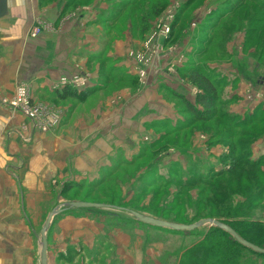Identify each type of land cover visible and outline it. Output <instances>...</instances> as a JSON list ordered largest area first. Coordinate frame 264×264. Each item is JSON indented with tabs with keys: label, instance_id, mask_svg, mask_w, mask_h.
<instances>
[{
	"label": "crops",
	"instance_id": "1",
	"mask_svg": "<svg viewBox=\"0 0 264 264\" xmlns=\"http://www.w3.org/2000/svg\"><path fill=\"white\" fill-rule=\"evenodd\" d=\"M77 4L82 3L60 0L41 7L39 0H8V15L0 21L1 264H37L41 244L33 241V232L60 208L63 186L75 179L97 181L125 150L122 146L132 148L129 140L134 142V135L143 131L141 124L153 118L157 107L151 90L157 88L155 78H160V72L153 85L149 80L152 86L147 83L139 91V76L129 58L130 52L142 48L146 25H137L139 35L129 23L122 38L112 39L111 32L104 36V27L116 25L117 20L100 21L97 15L104 6L76 8ZM36 26L42 33L32 38L30 31ZM113 69L123 72L117 80ZM78 74L91 79L92 93L86 99L80 93L58 99L60 79ZM20 84L29 88L33 100L43 103L48 114L59 115V125L44 132L3 105ZM46 235L48 264H68L73 252L79 253V264H89L84 252L93 250L99 260L92 264L156 263L174 252L169 246L179 240L149 228L119 227L65 210L53 218Z\"/></svg>",
	"mask_w": 264,
	"mask_h": 264
},
{
	"label": "rangeland",
	"instance_id": "2",
	"mask_svg": "<svg viewBox=\"0 0 264 264\" xmlns=\"http://www.w3.org/2000/svg\"><path fill=\"white\" fill-rule=\"evenodd\" d=\"M59 1L39 0V5L49 6ZM65 1L68 4L76 2L84 4H77L76 8L79 5L92 8L95 3L104 6L97 15L101 22L115 18V11L133 4L122 17L118 18L116 25L104 27V36L111 32L112 39L122 38L129 23L135 26L134 32L137 31L140 35V23L145 17V23L141 25H146L148 31L144 40H141L142 48L129 53V58L135 64V72L139 76L138 84L141 88L138 90L149 84L150 79L151 84L158 72L161 76L159 75V79L155 78L158 86L151 90L153 104L157 105L153 107L156 109L152 114L153 118H150L153 120L148 119L149 121L146 120L141 124L143 131L134 135V142L131 143L129 140V145L133 149L127 150V145L122 146L126 151L121 150L118 153L117 159L102 172L97 181L75 179L70 182L69 191L65 184L61 191L63 192L65 188L66 193L61 192L58 195V205L61 206L62 211L86 215L97 222L136 230L148 229L149 226L146 228L139 225L131 216V212L174 223L177 217L184 218L192 214L196 208L197 210L199 207L208 210L213 208L212 205H207L206 200H202L199 204L198 201L196 202L199 191L204 189L200 184L213 181L235 166L238 168L247 162L249 164L264 162V125H261L264 122V44L261 42L264 39V0ZM163 1L167 2L165 8L160 14L153 16V10L164 4ZM188 2L195 3L189 11L191 13L184 18L185 25L177 28L171 38L173 25L182 7ZM240 5L243 6L241 12L245 10V13H241V19L246 20V27L234 29L232 28L234 21L240 14L235 12ZM223 14H226L223 19L218 20ZM171 15L174 19L171 20L170 33L167 36L157 37L161 25L169 20ZM210 18L212 23H209ZM138 24L140 28L138 27L137 30ZM44 26L47 29V26ZM34 28L30 31V37ZM255 30H258V34L254 36ZM129 32L130 30L127 34ZM39 36L41 34L32 38ZM151 39L152 43L147 47ZM141 54L146 56L148 60L146 63L138 61L137 56ZM103 61L106 65V55ZM108 63L115 64V61L108 59ZM189 66L200 67L213 78L218 87L217 105L213 114L215 121L211 124L196 125L197 117L192 111L206 113L195 103L201 91L182 76V71ZM110 68L107 64L106 74L109 73ZM148 68L153 72L149 73ZM112 72L116 80L123 74L118 69H113ZM65 77L83 78L85 85L67 86L78 91L79 96L90 87L88 85L91 79L85 75ZM150 84L149 87L154 82ZM20 86L24 84L17 86L13 98ZM63 89L56 88V91L58 93ZM12 99H5L2 102L10 110L12 108L5 101L11 102ZM31 104L47 110L43 103L35 102L32 96ZM189 126L191 127L188 128ZM166 136L167 144L157 147V141ZM177 136L180 138L179 141L178 138L175 140ZM133 163L136 165L131 167ZM186 183L196 187L184 189L182 186ZM253 192L254 189L251 194ZM258 192L254 196H257V199L262 197L263 200L254 205L252 210L257 211L256 217L264 219V191L259 194ZM181 195L183 197L189 195L193 201L190 198L186 200ZM72 202L105 204L110 209H65L67 208L65 205ZM45 223L46 221L39 230L33 232L35 243L41 244V231ZM209 228L210 226L200 228L194 234L195 236L206 234ZM173 242L176 244L169 247L175 251L178 249L176 245L183 243L179 240ZM185 242L190 243L192 240ZM38 250L35 260L40 264L41 246ZM168 250L170 251L169 248ZM80 251L84 252V250ZM84 253L89 264H92V260L98 262L97 250ZM79 257L78 252H73L68 257V264H79ZM175 262L174 256L169 254L168 258H162L161 262L148 264H175ZM6 264H15V262Z\"/></svg>",
	"mask_w": 264,
	"mask_h": 264
},
{
	"label": "trees",
	"instance_id": "3",
	"mask_svg": "<svg viewBox=\"0 0 264 264\" xmlns=\"http://www.w3.org/2000/svg\"><path fill=\"white\" fill-rule=\"evenodd\" d=\"M166 3L167 2L154 9L152 15L156 16L160 14L165 8ZM194 4L195 3L192 2L184 4L176 23L173 25L171 38L177 28L181 25H185L183 20L188 17V13H191L189 11H191ZM132 6L133 4L115 11V18L110 20V22L115 23L116 20L122 17V15L128 11V8ZM242 8L243 6L240 5L236 9L237 11H234L235 13H240L236 16L237 19L234 21V26H231L234 29L246 27V20L243 18L241 19V13H245V10L241 12ZM224 15L226 14L220 16L218 20L223 19ZM144 21L145 17L142 18L141 23H145ZM209 23H212L211 18L209 19ZM257 34L258 30H255L254 36ZM261 42L264 44V39ZM182 76L201 91V94L196 97L195 103L197 106L203 108L206 114H200L195 110L192 111L197 117L196 125L211 124L215 121L213 114L215 111L214 108L217 105L216 98L218 97V87L215 81L198 66L187 67L182 71ZM61 92L62 93L58 92L59 94L57 93V97L61 101L75 97L78 93V91L74 90L72 87L64 88ZM83 93L81 97L86 99L87 95H90L92 92L87 88ZM261 125H264V122ZM190 127L191 126L188 128ZM177 138L178 136L175 140H177ZM179 139L180 138H178V141ZM166 141L168 142L167 136L157 141L158 145L156 146L163 147L167 144ZM171 141L173 140H170V142ZM241 161L243 162L242 159ZM135 165L136 163H133V165L130 166L132 167ZM69 184L65 186L67 190ZM200 186H203L204 189L199 191V198L195 199L196 202L198 201L199 204L202 200H206L207 205H212L214 210L213 208H209L208 210L199 207L198 210L196 208L192 214L184 218H181V216L177 217L174 223L189 225L197 220L214 219L232 228L243 240L264 250V219L256 217L257 211L252 210L254 205L263 200L262 197L257 199V196L254 195L261 188L258 194L264 191V162H252L251 164L247 162L245 165L239 166L238 168L235 166L213 181L205 182L204 184H200ZM182 187L184 189H192L196 186L186 183ZM251 189H254L253 194H251ZM62 193H66L65 188ZM205 196L206 198H203ZM181 197H183V195H181ZM183 198L189 200L190 197L186 195ZM191 200L193 201V199ZM137 223L147 228V226H144L142 223ZM149 229L174 236L183 242L178 246L179 250L174 252L170 251L168 253V256L170 254L176 259L175 264H264L263 253L255 252L242 246L229 234L216 227H210L206 234H197L196 236L194 232L197 230L192 232H173L150 226ZM189 240H192V242H185Z\"/></svg>",
	"mask_w": 264,
	"mask_h": 264
},
{
	"label": "water",
	"instance_id": "4",
	"mask_svg": "<svg viewBox=\"0 0 264 264\" xmlns=\"http://www.w3.org/2000/svg\"><path fill=\"white\" fill-rule=\"evenodd\" d=\"M8 9H9L8 0H0V21L7 17ZM65 206L67 208H72V209H90V210L110 209V207L105 204L87 203V202H72ZM60 212H61V206L60 208H57L56 210L52 211L51 214H49L46 223L44 225V228L41 231L42 242H41L40 264H48V242H47L46 234L50 228L53 218L56 215H58ZM131 216L135 218L138 222L144 224L145 226H150L163 230H169L173 232H192L206 226L216 227L229 234L242 246L251 249L255 252L264 254V250L243 240L232 228L214 219H203L192 225H184V224L171 223V222L155 219L149 216L142 215L137 212H131Z\"/></svg>",
	"mask_w": 264,
	"mask_h": 264
},
{
	"label": "built area",
	"instance_id": "5",
	"mask_svg": "<svg viewBox=\"0 0 264 264\" xmlns=\"http://www.w3.org/2000/svg\"><path fill=\"white\" fill-rule=\"evenodd\" d=\"M173 19L174 16L171 15L169 20L163 22L160 31L157 34V37L167 36L170 33L171 20ZM41 32V27L36 26L31 32V37H36L41 34ZM151 43L152 39L147 43L146 46L148 47ZM137 59L140 63H146L148 61L144 54L138 55ZM68 85L83 86L85 85V82L83 78L81 79L80 77L71 79L64 77L60 79L59 84L56 88H66ZM5 103L12 108L13 112L17 113L18 115L25 116L29 120L33 121L36 126L44 132L49 131L51 128H55V126L59 123V115L54 113L48 114L43 107L31 104V94L26 85L20 86L17 89L16 95L14 96L12 101H5Z\"/></svg>",
	"mask_w": 264,
	"mask_h": 264
}]
</instances>
